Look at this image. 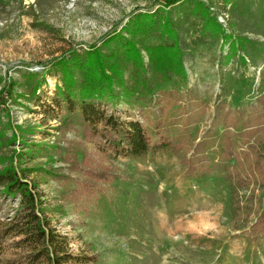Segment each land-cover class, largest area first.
Returning a JSON list of instances; mask_svg holds the SVG:
<instances>
[{"label":"rangeland","instance_id":"obj_1","mask_svg":"<svg viewBox=\"0 0 264 264\" xmlns=\"http://www.w3.org/2000/svg\"><path fill=\"white\" fill-rule=\"evenodd\" d=\"M204 1L228 28L229 14L221 7V0ZM250 1L239 0L233 14L235 34L250 40L244 63L238 56L230 57L228 63V57L222 60L227 46L223 49L219 35L202 31L201 18L193 13L189 0L165 9L177 29L183 54L182 60L161 58L163 64L166 61L172 66L163 76L154 72L153 49L146 47L172 44L173 37L157 27L134 38L153 92L187 89L206 103L205 113L191 128L194 138L210 128H222L215 115L221 103L248 106L264 92V21L257 3ZM161 7L160 0H0V100L4 99L0 103V169L12 166L18 174L24 171V180L37 184L34 190L42 200L41 214L50 227L67 236L68 251L97 258L84 263L76 258L67 264H264V245L248 241L244 234L247 227L238 229L230 219L226 171H214L200 180L187 175L184 159L199 139L178 154L112 158L109 152L98 149L97 141L84 138L78 127L62 133L58 129L63 104L55 97L60 75L52 68L53 60L68 57L71 50L82 59L91 46L104 54L115 49L121 55L124 48L119 41L103 44V40L121 31L133 14L161 12ZM121 34L128 37L127 32ZM112 60L110 57L109 62ZM122 63V76L129 80L132 60ZM72 74L75 82L82 78L77 69ZM33 89L36 95H32ZM8 91L10 94L4 93ZM100 106L104 112L118 115L122 103L115 109L109 103ZM122 119L128 120L125 116ZM57 142L64 148L60 153L64 158L80 167H84L83 160L95 167L99 163L110 165L119 179L102 184L103 192L86 202L81 195L77 198L80 202L64 201L62 191L64 186L72 187V181L62 184L42 170L56 168L76 178H84V174L69 168L71 161L40 151L44 147L49 151ZM244 176L253 175L246 169ZM252 186L256 184H249V189ZM237 192L232 197L244 205L248 190L239 187ZM263 194L258 192L257 196ZM16 206L17 198L0 193V230ZM242 214L236 217L238 222L243 220L241 224L255 215ZM17 238L0 233V264H24L23 255L29 247L15 244ZM34 264L45 261L41 258Z\"/></svg>","mask_w":264,"mask_h":264},{"label":"trees","instance_id":"obj_2","mask_svg":"<svg viewBox=\"0 0 264 264\" xmlns=\"http://www.w3.org/2000/svg\"><path fill=\"white\" fill-rule=\"evenodd\" d=\"M160 1L161 8L165 10L181 0ZM189 1L193 3V13L201 18L202 31L209 32L215 37L219 35L223 49L225 45L227 46L222 60L228 57L226 60L228 63L230 57L238 56L239 60L246 62L244 55L250 40L234 32L233 14L239 0H221V7L229 14L226 20L228 28L218 21L210 5L204 0ZM250 2L257 3L261 20L264 21V0ZM162 9L161 12L155 10L133 14L121 30L127 32L128 37H124L119 31L103 40V44L119 41L117 43L124 48L121 55H118L115 49L104 54L98 47L91 46L83 52L82 59L71 50L68 57L61 55L53 60L52 68L60 75V85H55L54 88L55 97L63 104V112L58 118V129L62 133L78 127L84 138L97 141L98 149L109 152L112 158L125 156L133 159L162 153L178 154L199 139L192 153L184 159L187 175L200 180L214 171H226L225 176L230 187L228 207L231 208L230 219L235 223L234 227L241 229L246 226L244 234L248 241L264 245V194L262 197L257 196L258 192H264V92L256 97L255 104L248 106L232 107L221 103L222 106L217 107L215 115L216 118H220L222 128H210L200 138H194L191 128L205 113L206 103L187 89L180 90L174 87L153 92L146 78V67L139 47L134 40L136 35L144 37L157 27L173 37L172 44H158L155 48L146 47L147 50L153 49L151 53L153 69L158 76H163L166 69L172 67L167 65L166 61L163 64L161 58L182 60L183 52L178 41L177 29L168 11L165 10L167 16H163ZM110 57L113 60L109 62ZM130 58L133 70L129 80H125L122 76L124 71L122 61ZM180 66L182 67V62ZM75 69L79 70L82 76L78 82H75L72 74ZM4 93L8 95L10 91ZM31 93L36 95L35 89ZM3 102L4 99H1L0 103ZM56 103L59 104V101L56 100ZM105 103H109L112 109H115L118 103H122L120 113L114 115L111 112H104L100 105ZM219 109L223 110L222 114ZM123 116L128 120H123ZM98 140L99 143L102 141V145L98 144ZM51 147L49 151L46 147L38 148L41 152H47L49 157L54 153L59 159L71 161L69 168L73 167L84 174V178H76L59 172L56 168L42 170L45 175L62 184L72 181V187L64 186L62 191L64 201L80 202L77 198L81 195L86 198L84 200L86 202L103 192L102 184L119 179L117 174L110 171V165L99 163L95 167L90 166L89 161L83 160L84 167H80L76 162L60 155L64 148L58 142ZM245 168L253 176H244ZM25 176L27 175L24 171L18 174L12 166L0 169V193L17 198V206L12 216L2 226L0 233L17 236L15 244L29 247L23 255L24 264H34L41 258L45 264H67L76 258H79L78 263L87 262L88 259L96 261L95 255L78 256L68 251L67 236L49 226L48 220L41 214L44 212L42 200L34 190L37 184L24 180ZM249 184L256 186L249 189ZM239 187L248 190V194L244 196V205L232 197L233 193H238ZM243 212L245 214H242ZM252 212L255 213L254 219L245 224H241L243 220L238 222L236 218L238 215L249 216Z\"/></svg>","mask_w":264,"mask_h":264}]
</instances>
